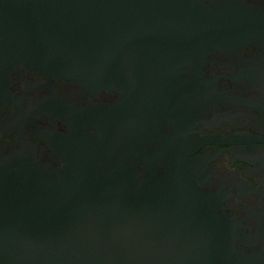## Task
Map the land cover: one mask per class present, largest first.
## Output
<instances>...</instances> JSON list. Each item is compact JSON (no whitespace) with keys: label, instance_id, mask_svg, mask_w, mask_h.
<instances>
[{"label":"water","instance_id":"1","mask_svg":"<svg viewBox=\"0 0 264 264\" xmlns=\"http://www.w3.org/2000/svg\"><path fill=\"white\" fill-rule=\"evenodd\" d=\"M222 0H0V91L20 66L92 87L172 83L229 36ZM171 166L61 178L29 148L0 155V264H264Z\"/></svg>","mask_w":264,"mask_h":264},{"label":"flooded vegetation","instance_id":"2","mask_svg":"<svg viewBox=\"0 0 264 264\" xmlns=\"http://www.w3.org/2000/svg\"><path fill=\"white\" fill-rule=\"evenodd\" d=\"M229 36L171 84L92 87L20 66L0 91V155L29 148L61 178L89 164L191 179L237 246L264 252V0H222Z\"/></svg>","mask_w":264,"mask_h":264}]
</instances>
